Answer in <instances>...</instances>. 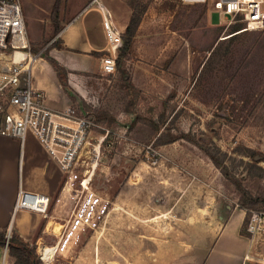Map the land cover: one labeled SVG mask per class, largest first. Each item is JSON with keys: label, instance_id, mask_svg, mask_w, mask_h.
<instances>
[{"label": "rangeland", "instance_id": "1", "mask_svg": "<svg viewBox=\"0 0 264 264\" xmlns=\"http://www.w3.org/2000/svg\"><path fill=\"white\" fill-rule=\"evenodd\" d=\"M99 1L123 28L121 58L102 75L105 52L94 55V70L75 76L84 100L69 91L70 107L94 125L93 170L63 175L25 243L34 264L197 262L214 235L206 221L238 210L242 232L248 212L264 213V26L230 33L238 20L182 0ZM137 1L144 9L127 49ZM88 8L96 2L21 0L30 52L48 57L60 29ZM54 245L41 260L39 248ZM263 250L264 235L249 255ZM2 264L19 262L4 249Z\"/></svg>", "mask_w": 264, "mask_h": 264}, {"label": "built area", "instance_id": "2", "mask_svg": "<svg viewBox=\"0 0 264 264\" xmlns=\"http://www.w3.org/2000/svg\"><path fill=\"white\" fill-rule=\"evenodd\" d=\"M182 2L203 4L219 16L243 22L246 28L258 29L264 25V0ZM102 7L98 13L105 54L99 58L98 68L102 75H111L115 72L116 54L121 48V31L109 11ZM39 56L40 52L31 53L28 48L21 0H0V137L16 142L21 148L26 136H31L57 169L69 178L74 169L82 166L92 169L94 165L88 163L91 156L96 157L98 146L90 150L87 141L94 125L87 115L80 117L71 107L60 111L47 107L44 92L33 85L32 67ZM84 170L89 176L87 168ZM83 181L81 185L85 188ZM48 207L46 195L25 191L19 186L11 213L27 211L45 216ZM244 232L254 249L256 241L264 235V213L248 212ZM8 236L9 231L6 232ZM251 262L264 264V250L257 261L249 253L243 256V264Z\"/></svg>", "mask_w": 264, "mask_h": 264}, {"label": "crops", "instance_id": "3", "mask_svg": "<svg viewBox=\"0 0 264 264\" xmlns=\"http://www.w3.org/2000/svg\"><path fill=\"white\" fill-rule=\"evenodd\" d=\"M89 9L60 29L56 37L61 48H50L47 52L49 58L67 71L68 87L83 100L85 89L75 76L92 72L91 63L96 61L94 55L104 52L105 48L100 15L97 9L92 12ZM118 29L121 31L123 28ZM32 77L33 85L44 92L48 108L60 111L70 107L72 102L62 92L52 69L44 60L34 62ZM62 178L63 174L31 136H26L21 148L16 142L0 137V230L14 231L22 241H30L45 216L27 211L12 214L17 188L20 186L25 191L46 195L49 210ZM175 210H179L176 205ZM243 218L242 212L233 210L225 218L216 216L206 221L209 223L207 227L214 229L213 238L204 248L203 255L197 256V262L191 264H243V256L252 250L251 242L240 234ZM3 252L4 248H0V264Z\"/></svg>", "mask_w": 264, "mask_h": 264}, {"label": "trees", "instance_id": "4", "mask_svg": "<svg viewBox=\"0 0 264 264\" xmlns=\"http://www.w3.org/2000/svg\"><path fill=\"white\" fill-rule=\"evenodd\" d=\"M129 7L131 11L128 17L127 24L124 27V33H123L125 37L123 46L124 48H127V49L130 44V39L133 37L136 27L139 23L141 12L144 9V6L140 5L138 1L134 5H129ZM242 25H245V24L243 22H240V23L232 25L231 27L232 30L230 33H235L241 30L242 28H244ZM219 41H222V40H219ZM52 48L60 49L61 48L60 43L57 45H53ZM120 58H121V54L117 55V58L115 59V67H116V64H118V61L120 60ZM44 61L52 69L62 92L69 98L70 101H72V98L69 94L70 88L68 87L66 83L67 71L63 67H61L59 64H57V62H55L53 59L49 57L44 58ZM260 161L261 160H255L254 155L251 156V162L252 164H254V166ZM245 224L246 222L242 226L243 228L242 232L240 231V234L243 236H246L244 232ZM0 248H6V250L10 254L16 257L17 262H19V264H34L33 257L30 254L27 244L24 241H22V239L19 238L16 234H12L11 231L9 233V236L6 237V230L5 229L0 230Z\"/></svg>", "mask_w": 264, "mask_h": 264}, {"label": "bare ground", "instance_id": "5", "mask_svg": "<svg viewBox=\"0 0 264 264\" xmlns=\"http://www.w3.org/2000/svg\"><path fill=\"white\" fill-rule=\"evenodd\" d=\"M97 3V10L98 12H100V10H103V7L102 5H100L98 2ZM249 29H252V28H249ZM86 180L83 181V184H85ZM53 235H56V234H53ZM56 249V245L46 249V248H39L38 250V255H39V258L41 260H47L49 259L53 254H54V251Z\"/></svg>", "mask_w": 264, "mask_h": 264}, {"label": "water", "instance_id": "6", "mask_svg": "<svg viewBox=\"0 0 264 264\" xmlns=\"http://www.w3.org/2000/svg\"><path fill=\"white\" fill-rule=\"evenodd\" d=\"M5 249V248H4Z\"/></svg>", "mask_w": 264, "mask_h": 264}]
</instances>
